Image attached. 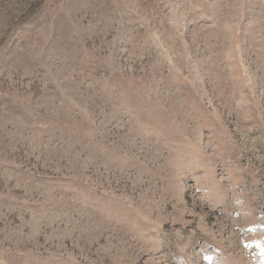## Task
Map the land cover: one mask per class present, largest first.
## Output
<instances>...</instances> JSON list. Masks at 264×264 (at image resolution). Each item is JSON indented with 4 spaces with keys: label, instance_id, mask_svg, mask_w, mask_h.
I'll return each instance as SVG.
<instances>
[{
    "label": "rangeland",
    "instance_id": "1",
    "mask_svg": "<svg viewBox=\"0 0 264 264\" xmlns=\"http://www.w3.org/2000/svg\"><path fill=\"white\" fill-rule=\"evenodd\" d=\"M0 264H264V0H0Z\"/></svg>",
    "mask_w": 264,
    "mask_h": 264
}]
</instances>
